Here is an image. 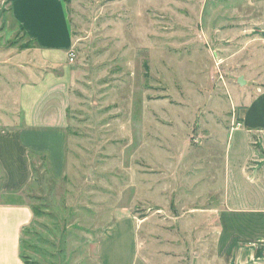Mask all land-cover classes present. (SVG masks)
Returning a JSON list of instances; mask_svg holds the SVG:
<instances>
[{
	"label": "rangeland",
	"instance_id": "rangeland-1",
	"mask_svg": "<svg viewBox=\"0 0 264 264\" xmlns=\"http://www.w3.org/2000/svg\"><path fill=\"white\" fill-rule=\"evenodd\" d=\"M64 1L75 54L66 69L65 161L29 158L24 199L35 220L22 239L26 264H101L98 244L112 226H120L117 237L104 248L127 264L133 223L115 225L123 213L142 221L148 254L158 250L174 264H240L236 242L219 248L220 219L208 210L221 201L216 175L225 189L253 149L264 164V136L251 150L244 127L232 130L264 91V8L250 0ZM11 3L0 0V113L16 109L3 85L21 70L4 63L30 46L10 20ZM231 217H223L227 236L252 232Z\"/></svg>",
	"mask_w": 264,
	"mask_h": 264
},
{
	"label": "crops",
	"instance_id": "crops-1",
	"mask_svg": "<svg viewBox=\"0 0 264 264\" xmlns=\"http://www.w3.org/2000/svg\"><path fill=\"white\" fill-rule=\"evenodd\" d=\"M250 3L264 8V0H250ZM10 20L23 31L30 46L22 49L16 59L4 63L20 64L21 70L17 77L11 75V79H7L11 85L9 82L3 85L16 109L0 113V264H26L22 258V239L35 220L34 208L24 199L32 180L29 158L46 155L52 167H60L65 161V130L71 102V81L66 69L74 41L64 0H12ZM239 118L252 150L253 138L264 136V91L244 105ZM254 152L253 149L252 158L236 165L233 163L237 175L227 177L225 189H218V175L215 176V198L221 195V201L214 209L208 210V214L214 213L220 219L219 226H214L219 248L224 251L236 242V251L241 252L237 260L240 264L251 261L264 264L260 255L264 251V217L258 216L264 213V164L255 158ZM227 166L232 167L230 159ZM225 214L232 215L227 220H231V224L243 223L247 226L242 227L254 231L242 236L234 233L227 236ZM236 215L239 217H234ZM127 219L133 223L130 232L133 251L127 264L176 262L158 250L154 254L143 251L142 221L131 213H123L115 225ZM119 227H110L98 244L97 255L101 264H126L104 248L115 241ZM235 236L248 242L235 241L229 245ZM151 248L156 247L152 245ZM215 263L218 264V257Z\"/></svg>",
	"mask_w": 264,
	"mask_h": 264
},
{
	"label": "built area",
	"instance_id": "built-area-1",
	"mask_svg": "<svg viewBox=\"0 0 264 264\" xmlns=\"http://www.w3.org/2000/svg\"><path fill=\"white\" fill-rule=\"evenodd\" d=\"M69 58H70V62H74L75 54H74L73 50H71V52L69 53ZM239 127H241L240 121L239 122H234L232 130H237Z\"/></svg>",
	"mask_w": 264,
	"mask_h": 264
},
{
	"label": "trees",
	"instance_id": "trees-1",
	"mask_svg": "<svg viewBox=\"0 0 264 264\" xmlns=\"http://www.w3.org/2000/svg\"><path fill=\"white\" fill-rule=\"evenodd\" d=\"M27 230V229H26ZM26 232V231H25ZM24 232V233H25ZM235 241H239V242H248V241H245V240H242L241 238H239L238 236H235V237H233V239H232V241L230 242V244L229 245H231L233 242H235ZM229 245H228V247H229Z\"/></svg>",
	"mask_w": 264,
	"mask_h": 264
},
{
	"label": "water",
	"instance_id": "water-1",
	"mask_svg": "<svg viewBox=\"0 0 264 264\" xmlns=\"http://www.w3.org/2000/svg\"><path fill=\"white\" fill-rule=\"evenodd\" d=\"M238 83H239L241 86H243V85L246 84V81L244 80L243 77H240L239 80H238Z\"/></svg>",
	"mask_w": 264,
	"mask_h": 264
}]
</instances>
